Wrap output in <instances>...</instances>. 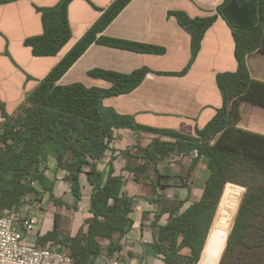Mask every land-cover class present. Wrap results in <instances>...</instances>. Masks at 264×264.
Returning a JSON list of instances; mask_svg holds the SVG:
<instances>
[{"label": "trees", "instance_id": "trees-1", "mask_svg": "<svg viewBox=\"0 0 264 264\" xmlns=\"http://www.w3.org/2000/svg\"><path fill=\"white\" fill-rule=\"evenodd\" d=\"M12 1L16 0H0V3ZM130 1L115 0L27 96L22 109L8 116L2 125L0 217L40 200L45 193H49L55 205L70 207L55 197V180L47 175L52 162L55 172H65L64 179L74 196L75 203L71 206L74 209L82 201V176L86 175L92 186L90 212L93 216L87 220L86 229L72 236L65 226L69 219L56 214L53 230L40 237L38 245L56 241L60 251L71 256L74 264H96L104 252L120 257L121 239L133 227L131 214L135 202L125 194L124 179L116 174L113 161L106 171L99 168V162L112 149L116 132L128 128L157 136L142 148L150 163L157 164L173 152L189 155L196 151L191 168L203 157L210 172L201 199L183 213H179L183 204L180 202L170 210L168 223L158 226L152 246L165 264H216L215 252L209 258L204 255L202 258V254L210 244L212 248L214 243L221 246V237L211 243L208 238L228 185L240 186L246 191L219 264H264V134L239 126L242 103L264 107V80L253 78L247 63L249 54L255 51L264 54V0H224L216 14L208 17L192 18L183 11L172 12L191 34L192 61L200 52L206 31L219 16L232 29L235 39L238 68L217 75L223 106L195 136L139 124L133 116L105 105L106 98L136 89L144 80L147 68L130 74L103 69L90 72L92 77L109 81L112 84L109 89L88 87L81 82L59 83L94 42L142 53L164 52L151 45L99 37ZM71 2L62 0L43 10L44 32L26 41L35 55L55 56L69 42ZM133 171L137 174L139 167ZM157 177H162L158 171ZM237 194L233 193V198ZM227 226L225 218L222 233ZM105 240L109 241L106 247ZM186 248L188 254L183 253Z\"/></svg>", "mask_w": 264, "mask_h": 264}, {"label": "crops", "instance_id": "crops-1", "mask_svg": "<svg viewBox=\"0 0 264 264\" xmlns=\"http://www.w3.org/2000/svg\"><path fill=\"white\" fill-rule=\"evenodd\" d=\"M61 1L16 0L0 3V129L8 116H14L22 109L27 96L115 0H72L69 6L71 39L59 54L37 56L26 41L44 32L43 10ZM223 2L131 0L99 37L151 45L164 49V52L142 53L94 42L59 83L81 82L88 87L109 89L112 86L109 81L92 77L90 72L103 69L130 74L147 68L144 80L136 89L106 98L105 105L121 114L133 116L139 124L195 136L197 130L203 129L223 106L217 75L237 70L235 39L232 29L219 16L206 31L200 52L192 61L191 34L172 12L183 11L192 18L208 17L216 14ZM247 63L252 77L264 80V54L259 51L249 54ZM241 116L240 127L264 134V107L242 103ZM156 137L147 132L119 129L112 149L99 162V168L106 171L113 161L116 174L124 179L125 194L134 198L135 202L131 214L133 227L121 239V264H165L152 246L158 235V226L168 223L170 210L180 202L183 204L179 213H183L199 201L210 174L203 157L195 168H191L196 151L189 155L173 152L157 164L150 163L142 148ZM161 139L173 140L169 137ZM49 165L51 169L47 170V175L55 180V197L70 207L55 205L49 193H45L40 200L21 209L27 217L38 220L29 235L37 244L40 237L53 230L56 214L69 219L65 226H68L72 236L86 229L87 220L93 216L90 212L92 186L86 175L82 176V201L78 209H74L71 207L75 203L74 196L70 184L64 179L65 172H55L53 163ZM138 167L139 171L135 174L133 170ZM157 171L161 179L157 177ZM50 242L60 247L54 240L44 245ZM103 244L106 247L109 241L105 240ZM183 253L188 254L189 249H184ZM203 255L204 251L202 258ZM96 264L103 263L98 259Z\"/></svg>", "mask_w": 264, "mask_h": 264}, {"label": "built area", "instance_id": "built-area-1", "mask_svg": "<svg viewBox=\"0 0 264 264\" xmlns=\"http://www.w3.org/2000/svg\"><path fill=\"white\" fill-rule=\"evenodd\" d=\"M37 224L36 218L27 217L22 210L7 211L0 217V264H74L71 256L54 242L40 246L29 237ZM99 260L103 264H121V257L106 252Z\"/></svg>", "mask_w": 264, "mask_h": 264}, {"label": "rangeland", "instance_id": "rangeland-1", "mask_svg": "<svg viewBox=\"0 0 264 264\" xmlns=\"http://www.w3.org/2000/svg\"><path fill=\"white\" fill-rule=\"evenodd\" d=\"M245 191H246L245 188H242V187L236 186V185H228L226 187L224 196L222 198V202L219 206V209H218V212H217L214 224H213V228H212L211 233H210L209 238H208L210 243L216 241L218 237H221V235H224L225 237L229 236ZM233 193H238L236 195V198H233ZM232 205H233V207H231ZM225 218L228 221V226L226 227L225 233L224 232L222 233V225H223V220ZM225 242H224V244L223 243L221 244L220 248L217 246H214L215 243H214V245H212L213 246V248H212L211 244H210L205 249L204 256L209 258V256H210L209 254L215 252L217 254L216 264H219V260H220V257L222 255V251L225 250L224 248L226 247Z\"/></svg>", "mask_w": 264, "mask_h": 264}, {"label": "water", "instance_id": "water-1", "mask_svg": "<svg viewBox=\"0 0 264 264\" xmlns=\"http://www.w3.org/2000/svg\"><path fill=\"white\" fill-rule=\"evenodd\" d=\"M227 239H228V236L227 237H225L224 235H221V238H220V242H221V244L223 243L224 244V242L225 243H227ZM226 245V244H225ZM225 249V248H224ZM223 252H224V250L222 251V254H223ZM221 257H222V255H221ZM221 257H220V259H221ZM219 262H220V260H219Z\"/></svg>", "mask_w": 264, "mask_h": 264}]
</instances>
